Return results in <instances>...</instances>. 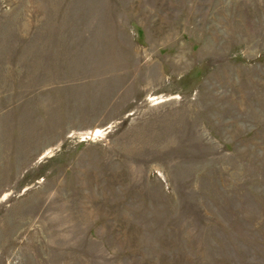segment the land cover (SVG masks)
I'll return each instance as SVG.
<instances>
[{
	"label": "rangeland",
	"instance_id": "374dc122",
	"mask_svg": "<svg viewBox=\"0 0 264 264\" xmlns=\"http://www.w3.org/2000/svg\"><path fill=\"white\" fill-rule=\"evenodd\" d=\"M0 264H264V0H0Z\"/></svg>",
	"mask_w": 264,
	"mask_h": 264
}]
</instances>
